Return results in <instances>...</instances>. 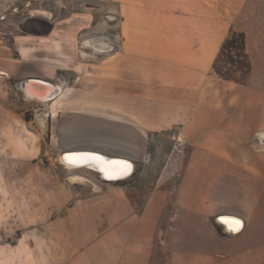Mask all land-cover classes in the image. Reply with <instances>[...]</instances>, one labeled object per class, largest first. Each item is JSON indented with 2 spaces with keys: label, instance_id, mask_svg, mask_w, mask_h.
<instances>
[{
  "label": "crops",
  "instance_id": "obj_1",
  "mask_svg": "<svg viewBox=\"0 0 264 264\" xmlns=\"http://www.w3.org/2000/svg\"><path fill=\"white\" fill-rule=\"evenodd\" d=\"M122 1L120 41L102 49L82 42L97 52L68 42L69 25L46 34L16 27L0 36V177L26 176L42 156V131L17 119L11 101L13 91L37 100L17 83L41 79L58 88L48 99L54 153L97 151L134 166L146 158L150 134L172 126L190 145L176 183V215L163 217L178 227L164 240L179 242L164 264H264V0H129L131 8ZM232 30L244 34L250 66L243 81L212 69ZM177 157L169 154L163 181L174 175L168 167ZM83 188L59 195L55 186L54 208L25 197L11 203L13 211L0 214V240L17 237L0 242V264H74L75 248L86 244L78 252L84 264H137L132 242L103 243L109 236L117 243L112 233L141 221L159 191L134 216L114 181L90 195ZM166 201L164 193L163 210ZM220 214L241 218V230L225 233L214 222ZM159 224L157 217L155 231ZM156 255L146 264H156Z\"/></svg>",
  "mask_w": 264,
  "mask_h": 264
},
{
  "label": "rangeland",
  "instance_id": "obj_2",
  "mask_svg": "<svg viewBox=\"0 0 264 264\" xmlns=\"http://www.w3.org/2000/svg\"><path fill=\"white\" fill-rule=\"evenodd\" d=\"M122 3L131 8V1L123 0ZM120 4L121 0H38L30 12L12 13V6H21V0H0V16L4 15V18L0 19V36L9 37L8 32L12 28L20 27L25 20L35 19L39 21L40 27L33 33L46 34L53 25L56 28L69 25L74 33L66 38L68 42L72 41L73 44H78V48L83 49V51L97 52L84 46L82 42H85L84 44H88L87 41L98 44L118 43L120 41L118 26ZM230 55L233 56L234 52L232 51ZM92 57L98 59L94 55ZM227 59V53L220 57L217 63L218 70L232 77L240 78L241 72L227 63ZM12 96V106L18 113L17 119H26L30 121L28 125L30 129H34V125L42 131L43 153L35 165V170H30V164L27 165L26 176L0 177V214L9 212V209L13 211L11 207L24 197L28 203L37 201L44 205H52L54 208V197L57 195L56 192L54 193L55 186H59V195L62 188L77 190L79 186L84 187V194L87 195L99 192L92 191V186L87 181H72L71 178L72 175H80L101 185L104 181L100 179L97 172L86 167L65 168L60 163V154L54 153V149L48 145L51 125L50 114L51 110H54V105H50L51 100H24L21 96L14 95V91ZM178 133L177 126L151 133L144 161L135 162L132 175L114 181L115 184L124 188L126 196L134 206V216L142 212L145 202L153 191L157 190L160 194V199L153 200V206L148 209L146 216L141 221L138 220L133 227H122L112 233L117 235V243L113 236L106 238L103 243V246L114 248L115 244L122 247L132 242L134 248L138 250V256L135 259L137 264H146L147 260L150 261L153 250L157 252L155 263L164 264L163 262L167 260L166 253L170 249L174 250L178 247L179 242L164 240L167 229H170V232H176L178 229L176 225H166L164 220L176 215L174 208L175 200L178 197L176 183L191 149L190 145L179 140ZM171 152L178 154L176 161L168 167L173 169L175 173L163 181L165 176L163 166ZM24 185L27 186L26 192L24 190L19 192L20 186ZM163 192L167 198L165 210H163ZM157 217L160 219V224L155 231ZM163 217H165L164 220ZM16 237L17 234L14 233L11 237L4 238L0 242L14 243ZM131 238L134 240L131 241ZM214 244L217 243L214 242ZM87 245L89 244L75 248L74 264H84L80 260L78 252L87 248ZM203 249L210 251L212 247L203 246ZM214 249L216 250V248ZM95 252H98V248Z\"/></svg>",
  "mask_w": 264,
  "mask_h": 264
},
{
  "label": "bare ground",
  "instance_id": "obj_3",
  "mask_svg": "<svg viewBox=\"0 0 264 264\" xmlns=\"http://www.w3.org/2000/svg\"><path fill=\"white\" fill-rule=\"evenodd\" d=\"M87 43L95 49H102L105 46L92 41H87ZM49 98L51 97L45 99H49ZM110 157L111 156H107V155L95 156L94 154L91 153H72V151L70 153L69 151H65V154L63 153L60 154L59 160L66 168L73 169V168L86 167L97 173L99 172L100 174H102L104 177L107 178H114L121 171H124V173H126L131 169L133 172L134 166L132 161L129 160L130 161L129 163H126L125 161L124 163H126V166H124L122 164L123 163L122 161H117V160L111 161L109 160ZM112 157H117V156H112ZM97 158L99 160H97ZM221 221L224 222L226 228L229 229V231H234V232L237 231L240 227L242 228L243 225L241 219L232 215L222 217Z\"/></svg>",
  "mask_w": 264,
  "mask_h": 264
},
{
  "label": "water",
  "instance_id": "obj_4",
  "mask_svg": "<svg viewBox=\"0 0 264 264\" xmlns=\"http://www.w3.org/2000/svg\"><path fill=\"white\" fill-rule=\"evenodd\" d=\"M17 87H18V89H20L23 92L25 98L37 99V100H43V99L48 98V97H53L58 91V88L53 86L49 82L41 80V79H37V78H26V79L20 80L17 83ZM69 152L71 153V151H69ZM72 153H91V154H94L95 156H104L100 152L90 151V150L72 151ZM63 154H65V152H63ZM98 158H97V160H99ZM109 160H111V161L112 160L122 161L123 162L122 164L124 166H126V163L130 162L129 160L124 159V158H120V157H110ZM125 161H126V163H124ZM131 173H132V170L130 169L126 173H124V171H121L114 178H107L98 172L100 179L103 181H111V180L115 181V180L124 179V178L128 177L129 175H131ZM74 177H76V178H74ZM71 178H72V181H79V180L87 181L89 183V185L92 186V191H94V192L100 191V189H101L100 185H98L97 183H95V182H93V181H91L85 177H82L80 175H72ZM225 216H228V215L220 214V215L215 216L214 222L216 224L220 225L222 227L223 231L227 234H235V233L239 232L241 230V227L235 232L229 231V229L226 228L224 222L221 221V218L225 217Z\"/></svg>",
  "mask_w": 264,
  "mask_h": 264
},
{
  "label": "trees",
  "instance_id": "obj_5",
  "mask_svg": "<svg viewBox=\"0 0 264 264\" xmlns=\"http://www.w3.org/2000/svg\"><path fill=\"white\" fill-rule=\"evenodd\" d=\"M39 27H40L39 21L35 19L26 20L20 25V28L22 30L28 32H33V31L36 32V29H38ZM232 51L234 52L233 56L230 55ZM226 53L228 57L226 62L231 64L233 67H235L237 70L241 72L240 78L232 77L218 70L217 63L219 62L220 57L224 56ZM249 66H250L249 61L245 52L244 34L242 32H237L232 30L228 35V37L222 43L219 53L212 65V69L221 78L235 80V81H243L245 79L246 74L249 71Z\"/></svg>",
  "mask_w": 264,
  "mask_h": 264
},
{
  "label": "built area",
  "instance_id": "obj_6",
  "mask_svg": "<svg viewBox=\"0 0 264 264\" xmlns=\"http://www.w3.org/2000/svg\"><path fill=\"white\" fill-rule=\"evenodd\" d=\"M38 0H21V6L13 5L11 8L12 13H25L30 10L33 4L37 3ZM4 15L0 16V19H3Z\"/></svg>",
  "mask_w": 264,
  "mask_h": 264
},
{
  "label": "flooded vegetation",
  "instance_id": "obj_7",
  "mask_svg": "<svg viewBox=\"0 0 264 264\" xmlns=\"http://www.w3.org/2000/svg\"><path fill=\"white\" fill-rule=\"evenodd\" d=\"M33 5H34V4H33ZM32 9H33V6H32V8H31L30 10L27 11V13L30 12ZM29 15H30V14H29ZM26 17H28V16H26ZM25 21H26V20H25Z\"/></svg>",
  "mask_w": 264,
  "mask_h": 264
}]
</instances>
